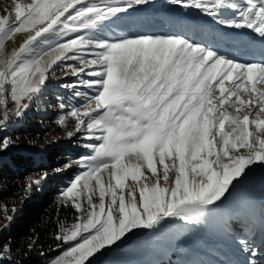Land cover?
Masks as SVG:
<instances>
[{
    "label": "snow or ice",
    "instance_id": "6c2138e0",
    "mask_svg": "<svg viewBox=\"0 0 264 264\" xmlns=\"http://www.w3.org/2000/svg\"><path fill=\"white\" fill-rule=\"evenodd\" d=\"M171 2L264 38V0ZM147 3L12 0L0 16V131L41 96L58 62L80 77L64 85L78 103L61 101L67 111L58 123L72 118L67 135L81 133L91 153L80 158L83 171L62 191L64 206L77 215L70 226L59 224L55 239L68 248L50 264H92L135 230L155 229L169 218L192 223L223 205L253 165L264 166V62L239 63L180 36L82 34ZM18 34L22 42L6 50ZM50 36L60 39L37 51ZM13 142L0 137V151ZM46 178L30 180L27 189ZM237 243L257 255L247 239ZM36 244L31 238L29 247ZM11 253L10 243L0 244V264Z\"/></svg>",
    "mask_w": 264,
    "mask_h": 264
},
{
    "label": "rangeland",
    "instance_id": "374dc122",
    "mask_svg": "<svg viewBox=\"0 0 264 264\" xmlns=\"http://www.w3.org/2000/svg\"><path fill=\"white\" fill-rule=\"evenodd\" d=\"M11 3L12 0H0V16L5 14L6 8L11 7ZM217 26L228 30H216ZM231 30L234 33H230ZM82 34L99 35L110 40L138 36H180L214 49L239 63L264 62L252 59L257 57L256 54L264 53V38L249 29H230L217 25L200 10L183 8L171 0H148L147 4L121 14L119 19ZM18 35L15 43H5L6 50L16 47ZM58 39V36H50L36 50L46 49ZM61 63L54 65L55 72L49 73L43 93L25 114L19 118L10 117L7 127L0 131V137L9 136L14 141L7 150L0 151V159L12 154L40 157L50 151L56 154L51 162L60 166L52 173L34 176L33 179H40L47 174L39 187L33 184L31 190L27 191L26 200L48 187V179L63 174L64 184L59 188V198L63 202L62 191L83 171L79 164L80 158L91 153V149L85 147L91 142L84 140L81 133H75L72 137L67 135L74 130L75 121L72 118L69 117L64 125L58 123L59 117L67 111V108L61 110L59 103H78L72 89L64 85L75 84L80 79L61 67ZM66 63L79 67L78 61ZM9 106L13 107L11 104ZM252 168L249 178L232 190L224 204L215 211L203 213L192 223L169 218L155 229L135 230L136 235L125 239L119 247L113 246L91 258L92 264H264V166L253 165ZM68 171L70 173L67 174ZM127 183L133 184L131 180ZM20 208L16 206L8 216L13 217ZM9 224L6 218L0 224V232ZM240 237L247 239L255 249V257L251 256L250 251L242 250L237 243ZM67 248L68 245L61 243L56 248L55 256L46 260L45 264L60 257Z\"/></svg>",
    "mask_w": 264,
    "mask_h": 264
},
{
    "label": "trees",
    "instance_id": "16d2710c",
    "mask_svg": "<svg viewBox=\"0 0 264 264\" xmlns=\"http://www.w3.org/2000/svg\"><path fill=\"white\" fill-rule=\"evenodd\" d=\"M55 158V152L50 151L42 157L12 154L0 159V224L16 206H21L7 228L0 232V244L10 243L12 249L11 259L3 264H45L55 256L56 248L61 244L55 239L59 224L74 222L77 215L74 209L65 207L59 198L63 174L48 179V187L26 200L29 181L39 173L49 174L60 166L51 162ZM4 209H7L6 213ZM31 238L36 239L37 244L30 248Z\"/></svg>",
    "mask_w": 264,
    "mask_h": 264
},
{
    "label": "bare ground",
    "instance_id": "6f19581e",
    "mask_svg": "<svg viewBox=\"0 0 264 264\" xmlns=\"http://www.w3.org/2000/svg\"><path fill=\"white\" fill-rule=\"evenodd\" d=\"M197 21H198V19H197ZM242 35H243V34H242ZM245 35H246V34H245ZM23 38H24L23 35H21V36L18 35V38H17V41H18V42L16 43V47L18 46L19 43L22 42ZM239 38H240V37H239ZM252 40H253V39H252ZM256 41H257V40H256ZM231 46H232V45H231ZM234 48H235V47H234ZM246 50H248V49H246ZM229 51H230V49H229ZM231 51H232V50H231ZM255 54H256V53H255ZM241 55H242V54H241ZM256 56H257V57H255V59H256V58H262V59L264 60V53H261V54L258 53V54H256Z\"/></svg>",
    "mask_w": 264,
    "mask_h": 264
}]
</instances>
